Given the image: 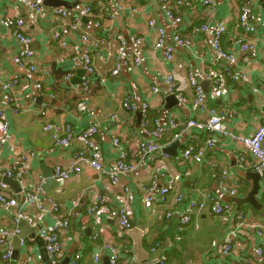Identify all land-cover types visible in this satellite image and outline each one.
<instances>
[{"label":"crops","instance_id":"1","mask_svg":"<svg viewBox=\"0 0 264 264\" xmlns=\"http://www.w3.org/2000/svg\"><path fill=\"white\" fill-rule=\"evenodd\" d=\"M41 1L45 10L36 22H32L28 16V9L21 0H0V67L4 77L20 78L23 83L15 84L12 89L19 97L21 108L19 110H14L15 107L5 108L9 122L7 133L10 138L0 151V165L19 170L21 155L30 154V169L26 178L32 184L42 181L39 198L46 206L45 211H39L35 206L26 207L25 211L36 220V225L23 220L19 224V231L8 237L7 241L13 251L16 239H20L18 240L20 255L16 264H47L42 257L41 250L45 241L40 235V230L52 225L59 217L70 219V227L64 235L65 251L59 262L69 258V264H72L71 259L78 253L80 258L76 264H94L92 256L98 246L112 242L130 246L134 259L123 254L120 264H132L136 259L133 250L134 239L109 216V209L114 206L116 194L121 192L122 185L129 186L136 193L131 205L132 229L138 226L143 228L142 245L149 257L143 264H151L150 262L159 259L163 254L167 256L166 264H220L216 260L215 251L223 243L229 230L222 217L212 214L209 209L197 210L190 223L180 228L176 214L171 218L166 217V210L173 204L175 192L170 196L168 204L159 208L157 213H152L144 205V199L157 194V190H151L154 178L165 182L168 173H181L182 180L178 191L187 195L221 196L225 201H232L237 207L248 209V218L252 222L264 217V176L260 180L257 195L261 205L259 209L249 203L240 204L237 201L238 198L248 195L253 183L244 176L248 170L240 168L239 155L242 150L234 141L228 138L218 141L214 150H208L203 163L191 165L182 157L187 144L203 145L206 133L195 128L186 129L185 126L190 117L205 121L207 106L229 109L230 114L224 120V127L235 133L251 135L263 123L264 41H259L254 50L243 53L237 39L245 33L241 27H236L237 11L230 10L226 0H216L219 5L218 18L229 21V31L222 40V46L235 51L237 61L232 66L234 71H244L247 75L246 78L237 80L223 73L228 63L215 57L211 50L210 37L192 35V28L206 19L202 0H188L176 8V12L185 20L184 25H180L179 28L181 35L184 38H193L194 43L188 49L177 47L173 63H167L163 52L154 48L155 30L148 24V20L155 17L157 23L166 29L167 41H172L176 26L171 24L163 13L159 0H131L124 2L121 9L116 6L117 0H66L70 3L69 7L47 6L44 4L46 0ZM78 2H93L98 14L101 8L108 6L112 17L103 19L104 23L110 26L108 40L116 33H120L125 38L126 55L141 57V63L135 71L123 68L119 75H112L113 51L116 44L111 41V44L103 45L95 56L98 68L93 75L94 84L88 95V102L95 110L93 121L98 125L95 141L101 146L106 163L111 165L119 159H124L128 165L135 166L134 170L121 176L116 191L109 190L107 188L109 179L91 167H85L81 174L72 176L65 182L58 181L60 183L58 187H55L52 179L55 165L72 163L76 145H56L50 134L43 130L44 124L47 121L72 123L75 128L83 129L91 123V118L78 113L76 106L83 80L87 77L83 57L90 51L89 45L81 38L86 24L99 20L101 16L96 14L95 18H87L88 21L82 19L76 23L72 7ZM240 3L246 4L252 14L262 12L264 15V0H241ZM55 8L68 9L69 16L67 18L54 16ZM6 13L30 21L25 22V25L26 32L33 36L30 47L40 67L37 72L29 71L14 61V56L21 45L1 23ZM54 33H58L67 43L68 49L53 38ZM93 33L96 37L104 35L98 28ZM137 38L142 41L140 44L135 42ZM248 38L252 39L254 35H248ZM168 70L174 73L179 90L187 98L186 103L179 100L176 95L172 101L168 99L170 94L166 93L163 81ZM190 72L199 80L205 94L204 103L196 107L193 106L196 92L189 81ZM211 72L223 75L224 89L216 96L211 95V80L206 77ZM37 83L43 85L41 90L37 88ZM152 86L159 87L162 92L152 93ZM127 92L136 103L150 102V119L176 117L177 130L182 134L176 140L179 143L174 154L158 152L156 155L141 159L135 152L136 142L149 138V134L141 125V113L121 109V100ZM6 97L7 93L0 92V107L7 106ZM43 111L45 115L42 114ZM152 128L153 124H150L148 130ZM114 137L122 140L125 157L121 156L120 150L113 147ZM171 139V135L167 134L159 141L166 148L176 142ZM225 168L229 170L230 179L237 184L238 195L234 199L220 190L222 170ZM5 177L0 174V181L6 183L3 180ZM48 179L51 181L47 182ZM17 182L19 191L15 187L17 183L6 184L21 202L20 181ZM95 195L103 198L98 219L87 214V207ZM51 199L60 205L59 214L50 211ZM175 207L177 206L174 204V210ZM18 208L19 206L10 207L0 203V233L2 230L15 229L13 214ZM97 232L99 237L95 238ZM37 237H40L44 245L36 240ZM157 242L159 245L156 247ZM260 242L262 240L253 229L240 231L235 239L237 254L229 259L228 263L234 264L239 256L253 257L255 246ZM154 248L156 249L153 250ZM108 253L109 251L104 254V263H108L106 256ZM48 257L50 259L49 255ZM11 260L12 256L7 261L3 260L0 247V264H11Z\"/></svg>","mask_w":264,"mask_h":264},{"label":"built area","instance_id":"2","mask_svg":"<svg viewBox=\"0 0 264 264\" xmlns=\"http://www.w3.org/2000/svg\"><path fill=\"white\" fill-rule=\"evenodd\" d=\"M28 9V16L32 22H36L40 15L44 12V5L41 0H21ZM131 0H117L116 6L118 9L123 7L124 2ZM163 13L166 15L169 22L176 26L172 35L171 42L167 41V31L164 27L157 23L155 17L148 20L150 27L155 30L154 48L163 52L167 63H173L176 58V48H189L194 43L191 37L184 38L180 33V25H184V17L176 12V8L187 3L188 0H159ZM230 10L237 11L236 27H241L245 35L237 39V44L243 53L254 50L257 43L264 41V15L262 12L251 13L246 4L241 5V0H226ZM202 6L206 14V19L200 25L192 28V35L200 37L208 35L210 38L211 50L215 57L225 60L228 63L227 68L223 73L229 75L234 79L240 80L247 77L244 71H234L232 68L236 64L237 57L233 49H226L222 46V40L229 31V21L218 18L219 5L216 0H202ZM76 23L85 18H95L100 15L101 18L97 21H92L86 24V28L82 32L81 40L89 45L90 51L83 57V64L87 77L84 78L82 87L79 92L77 101V111L82 115H87L91 118V123L83 129H77L72 123L52 122L47 121L43 130L50 134L53 142L58 146L76 145V150L73 155L72 163L68 165L57 164L53 168L52 177L59 182H65L72 176L79 175L83 172L85 167H91L98 173L106 176L109 179L108 189L113 191L119 187L120 178L123 174L131 172L135 169L134 165H128L124 159H119L113 164H108L104 161V156L101 146L95 141V136L98 134V125L93 121L95 117V110L88 102V95L94 84L93 75L97 72V64L95 56L103 47V45L111 44L113 41L116 47L113 51L114 61L112 67V75H119L121 70L125 68L127 71H135L141 63V57L138 55H126L125 38L120 33H116L108 40L110 33V26L104 23L105 18H111L112 13L108 6H104L100 10V14L96 12L93 2H78L72 7ZM103 9V10H102ZM54 16H61L67 18L69 10L64 8H55L53 10ZM97 14V15H96ZM2 25L11 32L21 47L14 56V61L26 67L29 71L37 72L39 65L35 61L34 52L30 47L33 40L32 34L26 32V25L24 19L15 16L12 13H6L1 20ZM98 28L104 33L103 37H96L94 30ZM259 28V33H258ZM248 35H254V38H248ZM53 38L58 40L62 47L68 49L69 47L65 41L61 39L58 33H54ZM137 44L142 41L137 38ZM190 84L195 89L196 99L193 106L202 105L205 101V94L200 85L199 80L193 72L189 75ZM207 79L211 80V95L216 96L224 89L223 75L218 72H211L206 75ZM164 85L166 93L176 95L183 103L187 102V98L179 90L176 77L171 70L164 74ZM23 85L20 78H6L3 75L0 67V92L7 93L5 107H0V127L2 135L0 136V151L5 143L8 142L10 136L7 133L8 119L5 114L6 107H15L14 110L21 108L20 100L17 95L13 93L15 84ZM43 85L37 83V88L41 90ZM151 92L154 94L161 93L162 90L157 86L151 87ZM121 109L132 113L142 114V127L147 130L149 138L142 139L136 142L135 152L138 153L141 159L156 155L158 152H163L164 145L159 141L162 137L170 134L171 141H176L182 134L178 131V121L176 117L170 116L167 119L156 117L149 118L150 102L142 101L136 103L132 100L131 95L127 92L120 103ZM43 115L46 113L43 111ZM230 110L225 107H206L205 121L195 118H189L186 121V129L195 128L203 133H206L203 145L198 146L195 143H189L184 148L182 157L188 164L203 163L206 160L208 150H214L218 141L224 138L231 139L242 150L239 155L240 168L248 171L259 172L261 178L264 176V121L257 127L251 135H242L230 131L224 127V120ZM117 116V115H115ZM150 123L153 128L149 129ZM113 147L120 150L121 156L125 157L126 152L122 150V140L119 137L113 138ZM33 155V154H31ZM30 154L23 153L21 155V168L16 170L11 166L3 167L0 165V174L10 178H16L20 181L22 201L19 202L17 198L10 191L8 184L0 181V203L6 206L19 208L15 211L13 222L15 229L13 231L2 230L0 233V247L2 249V258L7 261L11 258L13 248L7 241L12 233L19 231V224L26 220L31 225H36V220L29 216L25 211L26 207L35 206L39 211H45L46 206L40 202L39 194L42 190V181L30 183L27 178L29 174ZM27 177V178H26ZM182 180L181 173H168L167 180L160 182L159 179L154 178L151 182V190H157V194L149 195L144 199V205L150 209L152 213H157L158 209L167 205L170 196L175 192V199L173 204L166 210V217L171 218L175 214L178 216L180 228L189 224L192 220L193 214L197 210L209 209L212 214L222 217L228 224V233L224 238L223 243L218 246L215 253L216 260L220 264H229V259L237 254L235 248V239L238 233L242 230L253 229L262 242L255 246L253 257L239 256L234 264H264V217L257 221H251L248 218L249 210L243 207H237L232 201H225L221 196H214L210 194L201 195H187L177 189ZM220 190L231 198L238 195V188L236 182L230 179V173L227 168L222 170V179L220 181ZM120 193L116 194V201L112 208L109 209V216L116 220L123 229L132 228L131 205L135 200L136 193L126 185H122ZM51 210L55 214H59L60 205L51 199ZM174 204L175 209L174 210ZM103 198L95 195L91 199V203L87 207V214L95 219H98V214L102 210ZM182 207H181V206ZM70 227L69 217L56 218L55 222L40 230V235L45 241V248L50 256L52 263L59 262V258L64 254L65 243L64 235L68 232ZM95 238L99 237V233H95ZM9 243V244H8ZM159 245L157 243L156 247ZM154 248L153 250H155ZM108 263L103 262V257L106 252ZM130 255L133 257L132 249L126 244H116L106 242L98 246V249L93 253L94 264H120L122 255ZM80 254H75L71 259L72 264H76ZM167 256L163 254L159 259H156L151 264H166Z\"/></svg>","mask_w":264,"mask_h":264},{"label":"water","instance_id":"3","mask_svg":"<svg viewBox=\"0 0 264 264\" xmlns=\"http://www.w3.org/2000/svg\"><path fill=\"white\" fill-rule=\"evenodd\" d=\"M53 2V3H52ZM44 4L47 6H54V7H58V6H65V7H69L70 3L66 0H50V2H48V0L44 1ZM85 19V21H88L87 18H83ZM25 22H30L28 19H25ZM175 96L173 94L169 95L168 99H170L172 101V99H174ZM178 141H176L175 143H173L171 146H168L166 148L163 149L164 153L167 154H174V150L178 145ZM244 176L251 180L253 185H252V189L249 191L248 195L245 197H241L238 198L237 201L238 203L242 204V203H249L250 205H252L253 207H255L256 209H259L261 207L259 200L257 198V195L259 193L260 190V180H261V174L259 172H253V171H245ZM54 181V185L55 187H58V185L60 184L58 181H56V179L52 178ZM6 183H17L15 185L16 190L19 191V185L17 180H14L12 178H8L7 176L3 179ZM51 181L50 179L47 180V182ZM20 199H22L21 196H19ZM24 223V222H23ZM125 233L127 235H130L133 237L134 239V243H133V250L136 253V259L132 264H143L145 261H147V259H149V257H147L146 255V251L143 249V228L138 226L136 228H131V229H124ZM17 242L15 243V248L12 254V260H11V264H16V260L18 258V256L20 255V246L18 244V240L20 239H16ZM36 240L41 244V239L40 237H37ZM20 242V241H19ZM45 243V242H44ZM42 252V257L43 259L46 261L47 264H69L70 263V259L69 258H65L64 260L57 262V263H52L51 259H49L48 257V253L45 249V245L44 248L41 250ZM146 257V258H145ZM150 258H153L152 256H150Z\"/></svg>","mask_w":264,"mask_h":264},{"label":"trees","instance_id":"4","mask_svg":"<svg viewBox=\"0 0 264 264\" xmlns=\"http://www.w3.org/2000/svg\"><path fill=\"white\" fill-rule=\"evenodd\" d=\"M150 124H152V123H150ZM160 240V239H159ZM157 243H159V242H157Z\"/></svg>","mask_w":264,"mask_h":264}]
</instances>
